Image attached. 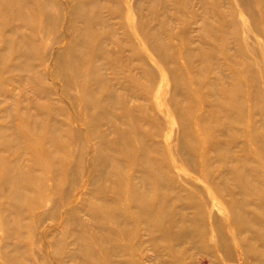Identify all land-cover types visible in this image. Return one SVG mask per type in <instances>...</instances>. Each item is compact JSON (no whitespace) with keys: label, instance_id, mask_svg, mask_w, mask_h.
Instances as JSON below:
<instances>
[{"label":"bare ground","instance_id":"obj_1","mask_svg":"<svg viewBox=\"0 0 264 264\" xmlns=\"http://www.w3.org/2000/svg\"><path fill=\"white\" fill-rule=\"evenodd\" d=\"M0 243L264 264V0H0Z\"/></svg>","mask_w":264,"mask_h":264},{"label":"rangeland","instance_id":"obj_2","mask_svg":"<svg viewBox=\"0 0 264 264\" xmlns=\"http://www.w3.org/2000/svg\"><path fill=\"white\" fill-rule=\"evenodd\" d=\"M195 8H197L198 6L196 5V3L194 2V5H193ZM1 244V243H0ZM0 264H1V259H0ZM207 264V263H206Z\"/></svg>","mask_w":264,"mask_h":264}]
</instances>
